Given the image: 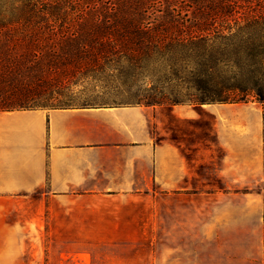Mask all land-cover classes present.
Listing matches in <instances>:
<instances>
[{
  "label": "crops",
  "instance_id": "crops-1",
  "mask_svg": "<svg viewBox=\"0 0 264 264\" xmlns=\"http://www.w3.org/2000/svg\"><path fill=\"white\" fill-rule=\"evenodd\" d=\"M225 106L0 112V264H264V216L247 213L261 205L187 193L193 166L153 137L155 110Z\"/></svg>",
  "mask_w": 264,
  "mask_h": 264
},
{
  "label": "trees",
  "instance_id": "trees-1",
  "mask_svg": "<svg viewBox=\"0 0 264 264\" xmlns=\"http://www.w3.org/2000/svg\"><path fill=\"white\" fill-rule=\"evenodd\" d=\"M98 89L264 103V0H0V112L120 106L76 102Z\"/></svg>",
  "mask_w": 264,
  "mask_h": 264
},
{
  "label": "rangeland",
  "instance_id": "rangeland-1",
  "mask_svg": "<svg viewBox=\"0 0 264 264\" xmlns=\"http://www.w3.org/2000/svg\"><path fill=\"white\" fill-rule=\"evenodd\" d=\"M252 94L243 103H213L232 104L219 112L208 113L201 108L196 120L177 119L168 108L155 110L151 112L153 137L157 142L163 137L161 130H165L166 139L178 146L193 166V177L185 184L187 193L210 195L216 201L259 204L261 209H249L247 213L264 216V134L252 126L264 118V103ZM78 97L76 102L80 104H127L125 95L116 91L98 89ZM151 193L153 197L160 195L157 185ZM39 198L33 194L29 200Z\"/></svg>",
  "mask_w": 264,
  "mask_h": 264
}]
</instances>
